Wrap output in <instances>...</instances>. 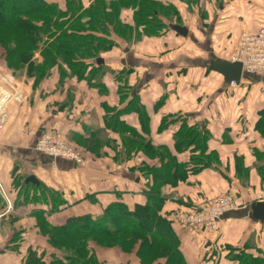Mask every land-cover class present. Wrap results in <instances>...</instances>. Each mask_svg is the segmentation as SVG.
<instances>
[{
  "label": "crops",
  "instance_id": "obj_1",
  "mask_svg": "<svg viewBox=\"0 0 264 264\" xmlns=\"http://www.w3.org/2000/svg\"><path fill=\"white\" fill-rule=\"evenodd\" d=\"M169 1L181 17L177 24L187 27V35L169 30L159 37L144 34L131 42L117 40L116 46L101 56L105 65L101 88L74 75L60 83L57 65L51 68L50 78H42L37 91L30 89L32 81L19 83L28 94L25 99H19L21 85L10 80L14 95L10 92L0 98V116L6 109L3 101L11 99L7 101L11 115L0 133V264H24L29 249L39 257L47 255V243L35 225L36 215L57 225L76 215L71 213H80V206H87L81 214H94L116 199L114 190L108 188L113 169L99 170V164L82 167L37 151L35 144L43 132L58 130L91 155L89 150H96L92 129L99 127L110 139L121 140L125 124L133 128L137 139L165 146L185 162L192 146L184 151L174 147V134L184 118L189 126L196 124L209 132L207 150L216 154L217 164L191 174L174 191L165 188L170 201L162 211L170 219L178 199L186 200L181 204L197 206L235 190L245 200L244 205L226 212L210 234L181 232L171 223L186 264H242L241 260L257 258L264 264V221L254 220L250 209L255 194L264 188L257 170L260 166L264 171V134L256 129L260 109H264V75L243 74L236 84L227 83L210 69L215 59L229 60L242 30H256L264 24V0H201L198 5L190 4L191 10L186 1ZM124 13L123 22L131 23L132 10ZM87 62L90 71L92 60ZM1 76L7 82V74ZM135 105L142 108L144 119ZM163 120L167 125L160 130ZM82 143L89 145L83 148ZM134 160L129 163L132 172L139 163ZM123 168L122 185L128 192L122 197L132 208L143 200L136 192L139 177ZM20 174L23 183L31 174L39 185L24 183L23 190L14 189L13 176ZM81 193H86V199L98 197L90 203L81 200ZM54 203L57 208L51 210ZM21 226L27 230L17 238ZM155 262L164 264L165 258Z\"/></svg>",
  "mask_w": 264,
  "mask_h": 264
},
{
  "label": "trees",
  "instance_id": "obj_2",
  "mask_svg": "<svg viewBox=\"0 0 264 264\" xmlns=\"http://www.w3.org/2000/svg\"><path fill=\"white\" fill-rule=\"evenodd\" d=\"M83 1L67 0L68 4L64 9L56 6L51 0H0V28L3 30L14 29L17 36H20L17 39L19 40L18 43L8 46L6 50L8 52L7 58L16 53L22 46H26L27 48L23 49L25 50L24 58L28 59L31 57L30 54L35 49L33 48L35 45L41 42L43 44L48 43L47 47L53 45L57 47V52H50L48 48L43 50L47 53V61H45L46 65L47 63L49 65L47 68L54 63L59 66L57 60H61L64 65H67L71 75L78 77L79 68L83 67L82 70L86 68V71L89 66L87 60H92L90 71H86V81H88L91 70L94 68L101 69L104 63H98L95 60L99 58V56L97 57L99 52H106L116 46L113 37L97 34L98 28L108 30L109 23L106 21V17H109L115 29L121 26V32L124 31L132 36V38L130 37L131 40L133 38L139 39L141 33L145 36L159 37V35L168 31V25L166 26L162 22L158 24L152 22L159 17L158 4L161 0H113L107 3L109 7L103 5L104 3L101 0H96L90 3L89 8L83 6L85 4ZM195 1L198 0H187L186 3L190 7V4ZM123 7H131L135 10L134 25H132V22L123 23L120 17ZM53 11L58 12L59 15L56 17L50 16ZM175 11L177 15L178 11L176 9ZM148 17L153 18L148 19ZM58 19H62L60 23H58ZM52 37L54 38L49 41ZM3 44L0 42V45ZM53 46L49 47L50 50H53ZM15 49L17 50L15 51ZM47 68H43L45 76L49 74ZM47 72L48 74H46ZM94 83V81H91L90 85L101 88L100 84L95 85ZM135 109L138 111L140 118L144 119L146 115L142 108L135 105ZM181 122L174 134V147L177 151H184L192 146L189 160L185 162L179 161L165 146L158 147L152 145L147 139H137L138 136L136 137L133 128L123 125L124 142L122 143H124L125 150L128 154L130 153V156L135 151L133 156L137 153L144 159L143 162H139V170L137 169L139 180L136 192L142 196V201L136 202L132 208H129L124 199L120 197V195H125L128 192L124 190L123 193H119V199H114L107 204L101 213L77 214L69 217L66 223L53 225L43 215H36L35 225L39 233L42 236L48 234L49 236H45L48 237L50 245L53 243L57 247L65 244L61 240L78 242L79 239H86L97 234L126 239L129 237V240L140 241L136 253L141 264H149L158 258H165L164 264H186L179 249V240L171 232L170 219L162 211L165 204L170 201V195H164L163 190L169 188L174 191L178 184L185 182L191 174L199 172L202 168L217 164L218 158L213 151L207 150L206 143L210 134L205 128L196 124L189 126L185 118ZM166 125V121L163 120L160 130ZM256 129L264 134V109H260V118ZM257 170L264 182L262 167L258 166ZM20 180L22 181L20 187L13 185L15 188H20V190L22 188L23 190V177ZM236 192L237 190L234 191V193ZM182 201L186 200L178 199L177 207L173 210L195 211L204 203L203 201L196 206L187 202L181 204ZM51 210H53V205ZM70 230L72 233H70ZM45 236L43 237L45 238ZM81 241L78 248L72 250L71 254L58 258L55 256V259L52 258L48 264H94V258L88 254L86 245ZM28 259L31 260L30 262L33 261V264H44L46 262V256L41 255L39 257L34 250H29L24 264H27ZM262 261L260 258L249 261L245 259L241 260V263L254 264V262H257V264H263Z\"/></svg>",
  "mask_w": 264,
  "mask_h": 264
},
{
  "label": "rangeland",
  "instance_id": "obj_3",
  "mask_svg": "<svg viewBox=\"0 0 264 264\" xmlns=\"http://www.w3.org/2000/svg\"><path fill=\"white\" fill-rule=\"evenodd\" d=\"M56 6H58L59 8H66L67 0H51ZM96 0H84L83 2L85 3L83 6L86 8H89V6L91 5L90 3L95 2ZM106 7L108 6V2L109 1H113V0H101ZM154 1V0H153ZM181 1H186L187 0H181ZM199 1H195L193 4L194 5H198ZM160 4H158V9H159V17L156 19H154L153 24H158L160 22L166 24V26L170 23V22H176V21H181L179 20L181 17L180 15H176V11L175 8L172 5V1L170 2L169 0H161L159 2ZM107 4V5H106ZM191 7H189V10ZM125 10H132L131 16H132V25H134V12L135 10L132 9L131 7H123V9L121 10V16L123 17L122 21H126V15H125ZM58 12H51L50 16L52 17H56L58 16ZM120 16V17H121ZM121 17V18H122ZM152 19L153 17H148V19ZM161 19V20H160ZM62 19H58V23L61 22ZM73 20V19H72ZM71 20V21H72ZM84 21L86 19H83ZM136 20V19H135ZM160 20V21H159ZM106 21L109 23V27L108 30L106 29H102V28H98L99 31H97V34H103L106 37H113V41L116 43L117 40L119 41H123V40H129L130 37L132 38V36H129V34L125 33L123 30V32H121L120 30L122 29L121 26H118L116 29L114 28V24L112 22H110L109 17H106ZM63 22V21H62ZM124 23V22H123ZM142 29V28H140ZM167 30L169 31V28L167 26ZM164 28H163V32H164ZM110 32V33H109ZM162 32V31H161ZM167 32V31H166ZM122 34H123V38H122ZM144 35V34H140V37ZM129 36V37H128ZM135 37V34H134ZM20 36H17L16 32L14 31V29H1L0 28V42L4 43L3 45H0V98L6 97L8 93L12 92L14 95V88L13 86L10 84V80L15 84H19L21 83L22 85L24 84V82L30 83V81H32V86L30 85V89L37 91L39 89V84L42 80L43 77H45V72L43 71V68H47L49 65L47 63H45V61H47L46 59V55L47 53L43 52V50L45 48H48L50 52H57V47L50 45L49 47L53 46V50H50L49 47H47L48 43L43 44L42 42L39 43L38 45H35L31 54H30V58L25 59L24 58V51L23 50L26 46H22L21 48H19L18 50L15 49V51L17 50L16 53H13V55H10L9 58H7V53L6 50L8 48V46L13 45L14 43H18ZM54 37H52L49 41H51ZM134 39V38H133ZM131 40V39H130ZM6 46V49H5ZM4 47V48H3ZM27 48V47H26ZM105 51L99 52V54L97 55V57H101L102 54H104ZM7 55V56H6ZM55 55V54H53ZM57 64L59 65V74H60V78L59 81L60 83H62L63 79L66 77H70L71 76V72L68 69L67 65H64V62L61 60H57ZM56 66V63H54L53 65H51L48 69V71L50 72L51 67L54 68ZM83 67L79 68V76L77 78L79 79H84L87 80L86 78V71L85 69L82 70ZM105 71V65L103 63L102 68L101 69H97L94 68L93 70H91L89 76V85L91 84V81H94L95 85L100 84L103 74ZM44 72V73H43ZM1 73L4 75L7 74V82L4 78H2L3 76H1ZM48 74V72L46 73ZM10 76V79L9 77ZM49 76V74L47 75ZM50 78V76H49ZM19 84V85H21ZM22 85H21V90H17L20 92L19 95V99H25L27 96L25 94V91L22 89ZM8 89L9 91L7 92ZM30 94H31V90H29ZM7 93V94H6ZM11 99L8 98L7 101H10ZM6 100H4L5 104L4 106H6V109L3 113V117H4V126L6 125L7 121L9 120V117L11 115L10 110L11 107H9L8 105H10L11 103H7ZM9 108H8V107ZM5 128V127H4ZM92 131L94 132V134L96 135V142H92L95 144L96 146V150L90 151L91 155H87L85 153V151L79 150L76 146V148L80 151V154L83 156V160L84 163L82 165V167H87V166H97L96 164H99L100 169L99 170H110V174L109 176H111L110 179V183H109V191L110 190H114L115 192V198L119 199V193H123L124 190H127L126 188H123V182H122V178H121V171H122V167H125L123 169H125L127 172H131L132 175H139L138 173V164H134V167H136L135 171H131V167H130V162L131 160L135 159V162H143L144 159L142 157H140V155L138 156H130V153L128 154L127 150H125V146L123 147L124 142L123 141V137H121V140H113L110 139V137L105 136L104 134V130L96 127L94 129H92ZM126 137V136H124ZM94 139V140H95ZM93 140V141H94ZM69 141V140H68ZM71 144H73L71 141H69ZM74 145V144H73ZM83 146V148H86L87 145H89L88 143H82L80 144ZM91 145V144H90ZM86 146V147H85ZM74 147V146H73ZM108 148L107 150H105L104 148ZM94 159H91L93 158ZM94 162V164H92ZM148 166V165H147ZM142 173V172H141ZM23 174V173H22ZM13 180L12 183L14 185H17V187L21 186V178L23 177V175H19V176H13ZM100 177V176H99ZM123 177V176H122ZM102 178V176L100 177ZM121 184V185H119ZM130 185V189L132 184L129 183ZM13 185V188H15ZM15 189H19L20 188H15ZM22 190V188H21ZM264 195V188L260 187V189ZM55 193V192H54ZM164 195L165 192L163 191ZM260 193V194H261ZM21 194L24 195L25 192L21 191ZM56 194V193H55ZM52 194V195H55ZM170 194V193H169ZM168 194V195H169ZM257 194V193H256ZM59 195V194H58ZM81 200H85L88 201L90 203H94L95 202V198L98 197L96 196L94 198L93 197H88V199H86V193H81ZM239 195V194H238ZM241 196V195H240ZM120 197H122V195H120ZM264 197V196H263ZM123 198V197H122ZM54 201V196H52L51 198ZM52 201V203H53ZM65 202V201H63ZM59 203V202H58ZM67 204V202H66ZM70 207V206H69ZM56 207V203L53 204V210H55ZM99 211V208L97 209ZM181 210V209H179ZM86 212L87 211V206L83 205L80 206V213H78L77 211H75V213H71V214H81L82 212ZM177 211V210H176ZM68 212H70L69 210L65 213L67 214ZM174 212V211H173ZM173 212L170 215V222L173 224L177 225V229L176 230H180L181 232L185 231V232H190V233H197L199 232L200 228H189V227H185L181 224H179V222H177L174 218ZM97 213H101V212H97ZM95 213V214H97ZM76 215H72V216H76ZM71 217V216H69ZM65 218V223L67 222L66 220L69 218ZM26 222H24L25 224ZM21 232H17V238H20L22 233L26 232V226H21L20 227ZM66 231V230H65ZM13 232H16V230H14ZM70 233H72V231L70 230ZM206 234H208L207 232H205ZM47 236H49L48 234H45ZM43 235V236H45ZM67 235V234H65ZM45 236L46 238V243H47V255H46V262L44 264H48V262L53 258L55 259V256L58 257H66V255L71 254V252H73L72 250H76V248H78V246L80 245V241L82 243H84L87 247V251L88 254L91 255V257L94 258V264H141L139 257L137 256V249L139 247V242H135L132 240H129L123 237H105L104 235H94L92 237L86 238V239H79L78 242L74 241V242H66L65 240H61L62 242H64L65 244H63V246H55V244L48 242V237ZM22 237H24V235H22ZM62 237V236H61ZM132 243V244H131ZM121 244V246H120ZM30 250V249H29ZM28 250V252H29ZM35 251V250H34ZM92 253V254H91ZM46 254V253H45ZM28 256V255H27ZM29 260V259H28ZM31 260L27 261V264H33V261L30 262ZM156 260L150 262L149 264H155Z\"/></svg>",
  "mask_w": 264,
  "mask_h": 264
},
{
  "label": "built area",
  "instance_id": "obj_4",
  "mask_svg": "<svg viewBox=\"0 0 264 264\" xmlns=\"http://www.w3.org/2000/svg\"><path fill=\"white\" fill-rule=\"evenodd\" d=\"M229 61L240 62L245 74L264 75V24L256 27V30L247 29L240 32L234 50L229 56ZM3 119L4 117L0 116V133L4 129ZM73 146L58 130L43 132L35 144V148L39 152L54 158H64L82 166L83 156ZM254 199L261 201L264 200V197L257 193ZM244 204L243 197L233 192H227L208 198L195 211H174L173 219L185 227H198L210 234L217 230L220 219L226 212L233 211Z\"/></svg>",
  "mask_w": 264,
  "mask_h": 264
},
{
  "label": "water",
  "instance_id": "obj_5",
  "mask_svg": "<svg viewBox=\"0 0 264 264\" xmlns=\"http://www.w3.org/2000/svg\"><path fill=\"white\" fill-rule=\"evenodd\" d=\"M168 27L170 30H173L181 36H186L188 29L184 25L177 23H169ZM125 52L128 51V47L124 49ZM98 63H103L102 58L95 59ZM210 69L220 73L223 76V79L227 83H236L239 84L243 77L242 64L240 62H230L229 60L215 59L210 62ZM24 183L39 185L38 179L34 175H28L24 178ZM251 217L254 220L264 221V200L254 201L250 205Z\"/></svg>",
  "mask_w": 264,
  "mask_h": 264
}]
</instances>
